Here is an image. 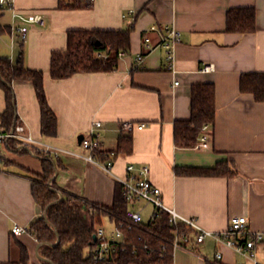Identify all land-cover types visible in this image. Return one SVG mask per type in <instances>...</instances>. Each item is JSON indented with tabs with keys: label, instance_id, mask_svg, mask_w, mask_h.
Masks as SVG:
<instances>
[{
	"label": "crops",
	"instance_id": "0c3cea01",
	"mask_svg": "<svg viewBox=\"0 0 264 264\" xmlns=\"http://www.w3.org/2000/svg\"><path fill=\"white\" fill-rule=\"evenodd\" d=\"M59 1L16 0L20 10L39 12L45 18L44 24L29 25L25 41L13 34L10 12H0V23L9 28L0 32V57L16 62L22 55L27 67L43 71L48 103L57 116V134L42 135L40 104L29 82L13 83L17 119L26 121L36 137L81 154L86 150L79 135H88L93 123L101 121L97 158L114 150L121 134L132 137V151L112 158L115 174L125 176L129 163L149 165L151 180L161 188L165 204L201 227L220 232L233 216L244 215L251 229L264 231V101L240 90L242 73L264 72V0H93L63 8ZM233 7L255 8L254 32L226 31L227 11ZM154 24L172 25L182 34L175 48V72L165 67V50L156 46L160 32L149 30ZM78 29H130L129 51L118 58L112 71L54 79L52 53L67 49L68 32ZM147 35L153 48L136 68ZM207 65L211 71L203 70ZM204 82L214 83L216 92L217 116L208 129L209 147L179 148L174 143L175 122L190 117L192 86ZM5 109V92L0 88V115ZM122 121L147 126L122 133L118 130ZM56 161L50 181L58 191L100 205L113 204L118 184L113 175L77 155L63 153ZM222 161L236 173L178 175L174 169L212 167ZM29 172H42L38 157L17 154L0 164V264H23L19 242L28 249L27 264H43L36 253V238L11 231L16 224L30 227L44 214L33 198ZM188 248L176 251L174 264H251L213 238L193 241ZM258 256L264 261L262 246Z\"/></svg>",
	"mask_w": 264,
	"mask_h": 264
},
{
	"label": "trees",
	"instance_id": "16d2710c",
	"mask_svg": "<svg viewBox=\"0 0 264 264\" xmlns=\"http://www.w3.org/2000/svg\"><path fill=\"white\" fill-rule=\"evenodd\" d=\"M69 1V3H66ZM82 0H60L59 7H80ZM89 5V3L87 4ZM7 25L0 23V32L7 31ZM256 30V10L254 7H233L227 11L226 31L241 34ZM130 48V29L90 30L78 29L68 32V47L53 51L51 76L54 79L67 78L79 72L112 71L117 67L119 53ZM106 54L99 57L98 52ZM14 82L33 84L41 110V132L43 136L57 134V116L48 103L44 88L42 70L25 65L20 55L16 62L9 57H0V88L5 92L6 109L0 115V125L10 127L17 119ZM240 90L252 93L257 101H264V72H245L240 77ZM215 85L212 82L196 83L191 90V115L188 119L177 120L174 126V143L179 148H194L206 124L214 125L217 116ZM132 151L131 135L121 134L113 153ZM107 159L105 153L98 154ZM42 172H29L32 179V195L44 214L31 223L30 233L36 238L39 255L43 264H172V247L169 241L174 237L176 227L169 221V214L162 212L153 221L141 224L131 223L126 216L129 203L123 194V187L117 184L114 202L111 206L90 202L78 195L50 187L48 182L57 170L54 156L41 154ZM178 175L232 176L235 170L226 161L212 167H175ZM108 216L115 226L123 225L130 247L126 251L117 249L107 260L95 261L97 228L102 226L103 217ZM180 232L193 234L194 230L181 222ZM59 238V242L58 241ZM133 246L136 252H133ZM164 246V248H163ZM21 262L27 264L29 254L19 242ZM215 264H220L216 262Z\"/></svg>",
	"mask_w": 264,
	"mask_h": 264
},
{
	"label": "built area",
	"instance_id": "2783aa9c",
	"mask_svg": "<svg viewBox=\"0 0 264 264\" xmlns=\"http://www.w3.org/2000/svg\"><path fill=\"white\" fill-rule=\"evenodd\" d=\"M86 3H91L93 0H82ZM9 11L11 14V29L13 34H17L21 41H25L29 33V25L32 23L44 24L45 18L39 12H26L20 10L16 5V0H0V12ZM151 31L160 32V38L156 46L162 47L165 50V67L168 71L175 72V48L182 41L181 32L172 25H165L159 28L157 25L150 27ZM144 46L146 50L139 52L135 59L134 66L138 68L142 66L147 56V53L153 48L151 37L147 35L144 38ZM125 52H120L119 57ZM99 57H106L105 53L98 52ZM204 71H211L212 66L207 65ZM178 83V82H176ZM147 126L146 122L122 121L119 123L118 130L122 133H132L136 129H143ZM103 125L101 121H95L88 135H84L81 141V146L86 150V153H76L68 149H64L53 145L43 139L36 137L28 123L23 119H16L15 122L7 127L0 125V164H5L17 154H27L38 157L41 154L51 155L55 158L61 154H72L85 158L86 160L97 164L105 172L113 175L118 183L123 187V194L129 203L127 210V219L133 224L144 223L142 213L147 205L153 207L149 221H153L163 211L169 214V221L176 227L174 237L169 241L172 247L171 255L174 257L178 249L188 248L191 242L203 243L206 238H213L224 243L232 248L237 254L246 258L251 264H264L258 256L259 247H263L264 253V231L253 230L248 225V219L244 215L233 216L230 219L228 227L220 232L210 231L201 227L193 218L181 215L174 207L165 204L163 200L161 188L151 180V168L149 165L137 166L135 163H129L126 166V174L121 177L115 174L113 168V153H106L107 159L101 160L97 158L96 151L101 145L100 132ZM210 125L206 124L200 135L196 149L209 147L208 129ZM50 187H53L52 181L48 182ZM62 191H58L60 195ZM140 201L146 205L136 206ZM183 222L188 227L194 230L193 234L180 232L177 228ZM14 235H22L30 233L29 227L14 225L11 229ZM96 245L93 248L95 261L107 260L117 249L126 251L130 247V242L127 241L123 225L115 226L113 231L107 232L106 228L99 226L96 233ZM164 248V246H163ZM189 249V248H188ZM133 252H136V247L133 246ZM221 253H217V259L221 258ZM243 264V263H238Z\"/></svg>",
	"mask_w": 264,
	"mask_h": 264
},
{
	"label": "rangeland",
	"instance_id": "374dc122",
	"mask_svg": "<svg viewBox=\"0 0 264 264\" xmlns=\"http://www.w3.org/2000/svg\"><path fill=\"white\" fill-rule=\"evenodd\" d=\"M144 205H146L145 202L140 201L136 206L141 207V206H144ZM152 210H153V207L151 205H147L146 206L145 210L142 213L144 222H148L149 221L151 213H152ZM102 226L104 228H106L107 232H109V233L111 231H113V229L115 227L114 223L110 220V218L108 216H104L103 217Z\"/></svg>",
	"mask_w": 264,
	"mask_h": 264
},
{
	"label": "water",
	"instance_id": "95a60500",
	"mask_svg": "<svg viewBox=\"0 0 264 264\" xmlns=\"http://www.w3.org/2000/svg\"><path fill=\"white\" fill-rule=\"evenodd\" d=\"M84 138V135H79V137H78V140H79V142L81 143V141H82V139ZM63 197V194L61 193L60 194V198H62ZM46 215V213H44V216ZM57 242H59V238H58V241ZM39 246H40V244H38L37 245V248H36V253H37V255L40 257V259H44L45 260V258H42L40 255H39V252H38V250H39Z\"/></svg>",
	"mask_w": 264,
	"mask_h": 264
}]
</instances>
